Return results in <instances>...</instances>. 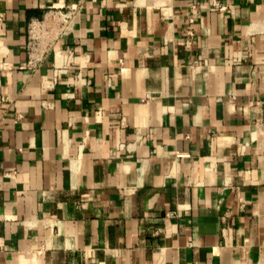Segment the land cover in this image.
<instances>
[{
    "label": "crops",
    "instance_id": "1",
    "mask_svg": "<svg viewBox=\"0 0 264 264\" xmlns=\"http://www.w3.org/2000/svg\"><path fill=\"white\" fill-rule=\"evenodd\" d=\"M0 264H264V0H0Z\"/></svg>",
    "mask_w": 264,
    "mask_h": 264
},
{
    "label": "built area",
    "instance_id": "2",
    "mask_svg": "<svg viewBox=\"0 0 264 264\" xmlns=\"http://www.w3.org/2000/svg\"><path fill=\"white\" fill-rule=\"evenodd\" d=\"M63 17V29H68L69 25L71 24L72 22V18H73V15L71 14H65L62 16ZM194 23V19L191 18L190 19V24H193ZM32 34L30 36V42H29V49L31 51V54L34 52V53H37V50L39 49V45L40 42H42L43 40H48L50 38V36H52V32L50 33L49 30H46L42 27V25L40 23H36L34 24V26L32 27ZM189 34L191 36H193V28H190L189 30ZM51 39V38H50Z\"/></svg>",
    "mask_w": 264,
    "mask_h": 264
}]
</instances>
